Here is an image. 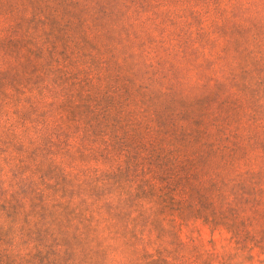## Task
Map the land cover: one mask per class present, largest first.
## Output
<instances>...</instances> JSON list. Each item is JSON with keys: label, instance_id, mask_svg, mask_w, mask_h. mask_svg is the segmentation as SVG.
Wrapping results in <instances>:
<instances>
[{"label": "rangeland", "instance_id": "rangeland-1", "mask_svg": "<svg viewBox=\"0 0 264 264\" xmlns=\"http://www.w3.org/2000/svg\"><path fill=\"white\" fill-rule=\"evenodd\" d=\"M0 264H264V0H0Z\"/></svg>", "mask_w": 264, "mask_h": 264}]
</instances>
